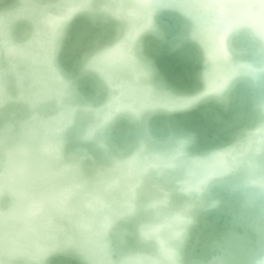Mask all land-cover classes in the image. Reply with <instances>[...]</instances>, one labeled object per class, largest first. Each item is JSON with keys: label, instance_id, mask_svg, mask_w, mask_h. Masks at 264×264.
<instances>
[{"label": "water", "instance_id": "water-1", "mask_svg": "<svg viewBox=\"0 0 264 264\" xmlns=\"http://www.w3.org/2000/svg\"><path fill=\"white\" fill-rule=\"evenodd\" d=\"M71 5L47 33L44 15L64 16ZM130 7L132 0H0V173L5 152L17 142L34 145L42 125L57 147L48 159L53 169L68 168L87 191L132 158L164 163L139 175L130 211L110 216L99 239L103 252L94 255L58 220L65 236L47 243L41 256L1 255L0 264L154 259L157 242L144 231L178 213L184 222L176 225L177 238L159 232L169 239L173 264H264V40L247 25L229 30L227 59L217 68L237 71L210 90L219 63L208 55L212 15L192 0H153L137 18L126 13ZM37 37L45 40L43 51ZM3 40L36 60L6 53ZM123 43V63L104 71L99 59ZM125 83L139 100L133 108H109ZM220 154L227 155L224 171L197 190L184 188L190 170L202 175ZM13 202L4 189L0 213Z\"/></svg>", "mask_w": 264, "mask_h": 264}, {"label": "bare ground", "instance_id": "bare-ground-1", "mask_svg": "<svg viewBox=\"0 0 264 264\" xmlns=\"http://www.w3.org/2000/svg\"><path fill=\"white\" fill-rule=\"evenodd\" d=\"M152 1L132 0L134 7H130L126 13L132 18L143 17L142 11L148 9ZM192 1L196 2L207 15H212L211 24H208L206 29L209 40L208 55L215 61L219 60V63L215 62V72L209 82V89L218 90L232 75L231 73L237 71L232 67L227 70L217 68L218 64L227 59L224 47L226 33L237 25H247L264 40V0ZM74 8L71 5L64 16L44 15L42 25L49 29L47 33L52 34L60 20ZM130 36L133 37L129 34L128 39ZM36 42L37 47L43 51L45 40L41 41L37 37ZM2 44L8 54L19 53L23 57L33 58V62L36 60L35 55L29 50L17 49L8 44L7 40H3ZM125 57L123 43L106 52L99 59V64L104 70L110 68L111 64H122ZM43 60H45V53L40 62ZM39 80H42L40 76L37 77V82H40ZM118 89L120 91L118 98L113 99L108 107L133 108L134 101L139 100L136 98L138 93L135 88L125 83L120 84ZM126 95H129V98L123 100L122 98ZM109 113L108 109L103 118L106 119ZM42 127L45 128L43 135L34 145L17 142L13 144L11 151L5 152V162L0 173V193L7 189L14 196V202L6 213H0V256L5 255L9 258L27 256L30 259L41 256L48 246L47 243L54 242L58 234L65 236L63 225L58 220H66L70 228H73L79 236L77 238L85 247L92 249L94 255L97 252H103L99 239L109 223L110 216L130 211L133 188L138 183L139 175L149 166L157 167L164 163L157 159L145 160L142 163L136 157L132 158L124 164L117 165L114 173L102 180L98 187L87 191L84 189L85 185L76 180L75 175L71 177L68 174V168L53 169V160L48 159L53 152L55 153L57 147L51 138L46 136L51 130L46 125ZM258 142L260 143L261 139ZM256 146L259 145L256 144ZM248 147H252V144ZM226 157V154L215 156L210 164L202 168L200 172L202 175H197L194 167L184 182V188L197 190L208 176L215 174L218 170L224 171ZM170 164L168 162V165ZM107 197H111V200L107 201ZM183 222V215L178 213L149 226L144 234L156 240L159 251L157 258L139 257L129 260L127 264H173L174 252L169 245V239L161 238L159 232L166 230L171 237L177 238L179 233L176 225ZM95 224L99 227L96 228ZM100 262L99 259L98 264Z\"/></svg>", "mask_w": 264, "mask_h": 264}]
</instances>
